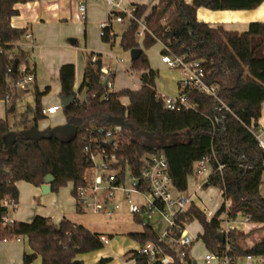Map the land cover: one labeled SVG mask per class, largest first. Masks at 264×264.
I'll return each instance as SVG.
<instances>
[{
  "label": "trees",
  "instance_id": "16d2710c",
  "mask_svg": "<svg viewBox=\"0 0 264 264\" xmlns=\"http://www.w3.org/2000/svg\"><path fill=\"white\" fill-rule=\"evenodd\" d=\"M27 0H0V99L7 103V112L16 111L21 98L19 83L28 72L35 73L30 64L29 54L15 47L26 30L11 24L17 14L16 5ZM264 0H157L151 7L146 3H133L134 18L127 21L121 35V47L128 51L143 48L136 60L131 61L130 71L140 72L141 87H129L118 91L109 90L102 76V62L89 55L82 83L75 91V64L64 63L59 69L60 96L75 95V100L65 110L66 125L75 126V135H65L63 126L47 128L43 138L35 141L22 131L38 127V122L47 117L42 113V98L49 88L40 90L31 85L35 106L30 119L28 111L22 114L21 129L11 126L7 118H0V200L9 199L18 203L19 190L16 183L20 180L35 186L45 183L51 174L54 181L52 190L57 192L68 183L74 184L72 193L86 185V172L90 168L85 147L86 129L92 125H109L114 122L124 125V139L119 148L118 158L126 167L129 165L136 173L145 155L164 152L169 162V173L174 186L180 192L188 188V177L192 175L193 164L197 160L210 159L212 172L203 187L216 186L222 191L225 200L216 214L207 219L204 209L192 203L178 219L180 228L183 223L198 221L203 232L199 234L208 253L220 255L227 244L229 254L235 259L246 256L264 257V237L251 246L245 244V233L237 228L222 234L220 228L222 214L230 220L239 214L249 217L251 223L263 224L264 197L260 194L263 183L264 148H262L251 124L259 127L264 102V21L252 22L247 31L227 30L223 26H211L199 20L197 10L205 7L211 10H250L260 6ZM146 25L142 41L137 33L140 21ZM116 33L112 27L105 29L101 38L111 42ZM160 42L162 53L188 55L201 61L206 72V82L215 84L219 97L227 103L232 112L227 113L225 131L213 133L212 117L215 99L200 91H190L188 97L196 105L194 109L171 110L165 106L158 95L156 80L158 72L150 66L145 50ZM17 60L14 70L13 64ZM25 65L23 73L20 66ZM35 77V76H34ZM106 78L113 82L114 72L109 71ZM85 90V98L78 94ZM107 98L104 99V95ZM122 97L129 102L124 104ZM17 133L16 139L6 146L5 138L11 132ZM222 164L223 168L218 169ZM79 212H83L80 205ZM9 212L7 207L0 208V216ZM137 222L143 220L134 216ZM27 236L32 252L24 254V264H32L41 257L42 264H84L79 255L104 248V236L83 224L68 218L59 224L51 218L37 215L31 222L13 221L3 225L0 220V240ZM129 236L144 244L156 240L157 231L148 222L143 223V231L131 232ZM128 253L136 264H148L147 258L138 249ZM108 259L102 258L98 264ZM193 259L187 252L184 261L175 264H191Z\"/></svg>",
  "mask_w": 264,
  "mask_h": 264
},
{
  "label": "built area",
  "instance_id": "2783aa9c",
  "mask_svg": "<svg viewBox=\"0 0 264 264\" xmlns=\"http://www.w3.org/2000/svg\"><path fill=\"white\" fill-rule=\"evenodd\" d=\"M109 9L108 19L100 23V35H104L107 27H112L114 22L125 23L134 18L135 6L126 9L122 6V0H104ZM79 12L83 18L87 14L86 1L79 4ZM146 25L140 21V28L137 33L142 41L144 38ZM27 37L32 34L27 33ZM96 57H93V60ZM162 62L171 69L180 70L182 77L179 79L180 92L176 95H168L158 91V95L164 100L165 106L171 110L194 109L196 105L188 97L190 91L196 90L211 96L215 99L214 114L212 117L213 133L222 132L226 129L227 113L232 112L230 106L225 103L218 95V88L215 84L206 82V72L201 61L191 59L188 55H173L162 53ZM23 73L27 72L25 65L20 66ZM101 78L112 90L113 82L106 78L109 71L102 68ZM35 77L32 72L26 73L19 83V89L28 94L31 92V85ZM78 91V90H76ZM107 98V94L104 95ZM62 110V105L43 107L44 115L54 114ZM124 123L114 122L109 125H92L87 128L85 153L90 168L94 171L93 181L77 189L75 196L77 206L80 205L83 211L92 208L97 215L111 218L114 213L121 208V204L115 201V192H122L126 201L128 211L134 216H138L143 223H150L148 218L153 211H156L165 226L161 233H158L156 240L141 244L138 252L144 255L148 264H175L177 260L184 261L187 252L193 245L197 236L187 229L190 223L180 224L177 219L184 214L192 203H195L193 196H186L174 186L169 173V162L164 152H157L145 155L141 160V166L136 173L132 172L129 165L124 167L118 158L119 148L124 139ZM250 130L253 131L258 139L259 145L264 148V138L260 126L256 128L251 124ZM223 168L222 164L218 169ZM212 169L209 158L197 160L193 164L192 175L199 178ZM87 180V179H86ZM116 182V183H115ZM128 182V185H127ZM176 192V194H174ZM224 204L228 208L230 200H225ZM7 207L9 210L16 207V203L9 199L0 200V208ZM207 219L213 217L216 212L205 210ZM220 233L228 234L234 228L245 229L251 224L249 217L244 218L237 224V221L227 218L226 213L222 214ZM3 225H8L14 220L5 214L0 216ZM20 237V236H19ZM19 237H16L19 239ZM15 239V238H14ZM101 240L106 245L109 239L102 236ZM230 245L227 244L223 252L218 255L207 253V261L220 260L222 264H252V260L257 258L264 264L263 256H246L234 258L229 254ZM246 259L245 262L243 260Z\"/></svg>",
  "mask_w": 264,
  "mask_h": 264
},
{
  "label": "crops",
  "instance_id": "0c3cea01",
  "mask_svg": "<svg viewBox=\"0 0 264 264\" xmlns=\"http://www.w3.org/2000/svg\"><path fill=\"white\" fill-rule=\"evenodd\" d=\"M83 1H86L87 6L85 18H83L79 12V4ZM98 1L100 0H27L15 6L17 14L11 18V24L16 28L25 29L26 34L30 33L32 37H27L25 34L14 45L28 52L30 64L35 70L34 76L36 86H38L40 90L49 88L48 93H50L55 86L56 93L59 95L58 97L52 96L50 98L44 96L42 98L43 107L61 104L60 100L62 97L60 96L59 69L62 64L69 62L75 64L74 89L76 91L82 83L89 55L97 57L102 62L105 69L114 72L115 78L117 71L112 67V59H115L117 62L125 61L122 57H119L121 49L116 48V43L118 41V34L116 32L120 29V25L124 23L114 22L112 29L117 34L116 37L111 42L104 41L101 38L98 23L108 18L109 9L104 0H102L104 6L98 9L95 5ZM185 1L191 3L193 0ZM128 3V0L121 1L124 8ZM131 3L133 5V2ZM135 3H146L151 7L157 3V0H141ZM197 17L199 20L205 21L211 26L221 25L227 30L244 32L248 30L250 23L264 21V2L257 8L250 10H211L201 7L197 10ZM126 23L127 22H125V24ZM119 39V42H121V36ZM106 58H108L109 61L106 60ZM178 71V76H176L178 81H176V84L173 82V85H167L171 95H176L180 92L179 79L182 77V73L180 70ZM125 72L129 73L130 68L126 69ZM77 77H79L78 83ZM126 87L139 89L141 87L140 78L139 81L133 83L132 86H124L123 88ZM112 90H121L115 89L114 80ZM19 92L21 98L32 95L31 92L28 94H24L21 90ZM78 96L84 99L86 96L85 90L79 93ZM121 100L124 104H128L129 102L127 97H122ZM59 111L60 110L40 120L38 122V128L45 130L47 128L66 125L64 112L60 114ZM0 118H7L9 120L7 103L1 99ZM258 123L264 137V102L262 104V115ZM10 124L16 129L22 128L17 121L10 122ZM208 171L209 175L212 169ZM194 179L200 188L201 185L198 184L199 178L194 177ZM206 179H204V181ZM69 184H72V187H61L57 192L53 191L51 187V191L44 194L40 186H35L24 180L18 181L16 183L19 190L18 203L14 209L9 210V216L14 221L31 222L35 216L41 215L51 218L56 224H59L62 219L68 218L75 223L83 224L89 228L87 222L83 220V217L81 218L84 211H78L77 201L72 193L74 184L72 182L68 183V185ZM260 194L264 197L261 191ZM192 196L195 200L197 192L193 193ZM235 220L237 224L240 223L238 218ZM258 224L263 226V224ZM189 225H187L188 230ZM92 231L101 233L109 239V243L106 244L107 248H105L104 251H102L103 249L94 251L96 254L92 257V262L94 264H97L102 258H106L108 261L111 260L110 262L106 261L104 264H136L135 259L128 253L131 250H136V248L126 251L124 246L121 247L118 245L115 239L111 240L105 232H102L103 230ZM141 231H143V227L139 231L131 232ZM157 233H161V231H157ZM110 236L112 237V234ZM122 241L124 243L125 239L123 238ZM137 243L139 247L141 244L139 242ZM30 252H32V249L29 245L27 236H20L19 239L0 240V262L5 259L4 264H24V254ZM79 258L85 263L84 256L80 255ZM34 263L42 264L41 257H37L32 264Z\"/></svg>",
  "mask_w": 264,
  "mask_h": 264
},
{
  "label": "rangeland",
  "instance_id": "374dc122",
  "mask_svg": "<svg viewBox=\"0 0 264 264\" xmlns=\"http://www.w3.org/2000/svg\"><path fill=\"white\" fill-rule=\"evenodd\" d=\"M138 1L141 0H128L129 3L125 8L129 9L132 6L131 2L135 3ZM95 5L98 7V9L104 6L102 0L96 2ZM98 24L100 29V23ZM126 27H127V23L121 24L119 27L120 29H118V32H116L118 34L117 36L118 41L116 43V48L121 49L119 57H122L125 61L117 62L115 59H112L111 62L112 67L117 71L116 78L114 79L115 89H122L124 86H132L133 83H137L139 81L141 75L140 72L138 71H130L129 73L125 72L126 69L130 68L131 55H130V50L126 51L120 46L119 37L122 35ZM162 49H163L162 44L158 42L153 46H151L149 49L145 50V52L148 55L150 66L158 72V78L156 80L157 90L159 92L171 95L168 91L167 85L168 86L169 84L173 85V82L176 84V81H178L176 76H178L179 71L177 69L169 68L165 63L162 62ZM106 60L109 61L108 58H106ZM78 82H79V77H77V83ZM45 96H48L49 98L52 96L58 97L59 95L56 93V87L54 86L52 88V91L46 94ZM34 106H35V100L33 95H30L29 97L26 98H20L19 101L17 102L16 111L13 113H9V121L11 123L16 121L19 122L22 114L25 113L26 111H28L29 117L32 118L33 112L31 109H33ZM59 113L62 114L63 111L60 110ZM208 172L204 173L199 177L198 184L201 185L200 188L196 184L193 175H190L188 177V188L184 194L190 197L193 195V193L197 192V196L194 200L195 203L204 210L210 209L214 212H217L220 209V207L224 204L225 198L223 197L222 191L220 190L219 187L216 186L203 187V183L205 182L204 179L207 178ZM93 175H94V171L92 170V168H89L86 172V179L89 183H92ZM262 181L263 183L261 184L260 191L264 195V171L262 173ZM67 186L68 188H70L72 187V184H69ZM115 194H116L115 201L121 204V208L117 210L111 218H107L105 216L95 214L92 208H86L81 218L83 217V220L87 222L89 229L103 230L102 232H105V234L108 237H110L111 240L115 239V242L118 245H120L121 247L124 246L126 248V251L134 248L138 249L140 247V246L138 247L139 244L137 243L136 240H134L129 236V232L141 230L143 227V223L137 222L134 219V215L128 211V207L124 199V196L122 195V192L116 191ZM174 194H176V192H174ZM148 218H150L151 223L156 229V231L158 232L162 231V229L165 226V222L162 221V219L160 218L159 214L156 211H153ZM237 218L238 221H242L244 220L245 216L239 214ZM188 228L192 233H194L197 236V239L189 249V256L191 257V259L196 260L199 264H222L220 260H210V261L206 260L205 256L209 251L206 249V246L204 245L202 239L199 237V234L203 232L202 225L198 221H192ZM238 229L245 233L252 231L248 236H246L245 244L247 246H250L255 242L260 241L264 237V228H262V225H259L258 223L255 224L251 223L249 224L248 228L245 229L238 228ZM111 234L112 237L110 236ZM123 238L125 239L124 243L122 241ZM105 248H107V245L104 246L102 251H104ZM94 255H96L95 252L82 254V256H84L85 259L84 264H94L92 262V257H94ZM245 261L246 259L243 260V262ZM0 263L4 264L5 259H3ZM252 264H262V263L259 261V259L255 258L252 260Z\"/></svg>",
  "mask_w": 264,
  "mask_h": 264
},
{
  "label": "water",
  "instance_id": "95a60500",
  "mask_svg": "<svg viewBox=\"0 0 264 264\" xmlns=\"http://www.w3.org/2000/svg\"><path fill=\"white\" fill-rule=\"evenodd\" d=\"M143 48L137 47L130 50L131 60H136L139 55L142 53ZM17 67V60L14 61L13 68L14 70ZM106 83V82H105ZM75 100V95H71L69 97H62L61 98V105L62 110L65 111L71 103ZM126 124V123H125ZM54 130H58L57 127H54ZM60 130L64 132L65 135H75L77 132V128L75 126L70 125H64ZM21 134L33 138L35 141H38L39 139L43 138L45 135L50 136L46 133V130H41L37 126H33L30 129L24 130L21 132ZM17 133L15 131H11L5 138V144L6 146H10L12 142L16 139ZM54 181V178L51 174H48L45 178V183L42 184L41 190L44 194H47L51 191V184ZM116 183V182H115ZM221 239L224 240V236L220 235ZM191 264H199L196 260H193Z\"/></svg>",
  "mask_w": 264,
  "mask_h": 264
}]
</instances>
